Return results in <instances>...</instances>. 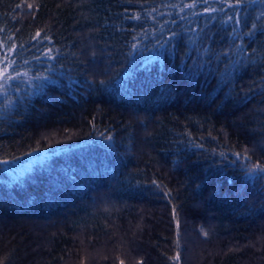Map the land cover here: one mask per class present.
<instances>
[{
	"label": "trees",
	"instance_id": "16d2710c",
	"mask_svg": "<svg viewBox=\"0 0 264 264\" xmlns=\"http://www.w3.org/2000/svg\"><path fill=\"white\" fill-rule=\"evenodd\" d=\"M234 2L0 0L29 73L0 93V264H184L189 230L197 264H264V4Z\"/></svg>",
	"mask_w": 264,
	"mask_h": 264
},
{
	"label": "snow or ice",
	"instance_id": "6c2138e0",
	"mask_svg": "<svg viewBox=\"0 0 264 264\" xmlns=\"http://www.w3.org/2000/svg\"><path fill=\"white\" fill-rule=\"evenodd\" d=\"M205 2H207V0H205ZM243 2L244 0H235L234 4H231L230 6H237ZM252 2H255V0H252ZM260 3L264 4V0H260ZM193 6L194 5H186V7H193ZM214 10L215 9H213V11ZM261 15H264V13H261ZM229 19H231V17H229ZM236 23L239 24V19H237ZM253 27H255V25H253ZM40 36L41 33L37 32L36 35L33 37V39H36ZM44 39H48V37L45 36ZM51 51L52 50L49 49L47 52L44 53V55L47 56V58L49 59L54 58L51 56ZM13 52L14 49L9 47L4 52L0 53V93H6L9 87H11L13 81L20 80L22 76L27 77L29 75L28 72L21 73L20 71L17 70L16 60L13 59L12 57ZM24 63H28V61H24ZM47 78L48 77L44 75H38L32 77L33 80H42ZM16 90L19 91V88H17ZM221 155H223V153H221ZM240 155H241L240 153H236L237 158H240ZM245 158L251 159V157L247 156V154H245ZM247 175L249 177L264 178V164L256 163L255 165L250 166L248 168ZM205 235H207V233H205ZM173 259H175L178 264L179 255L177 254V256L174 257Z\"/></svg>",
	"mask_w": 264,
	"mask_h": 264
},
{
	"label": "rangeland",
	"instance_id": "374dc122",
	"mask_svg": "<svg viewBox=\"0 0 264 264\" xmlns=\"http://www.w3.org/2000/svg\"><path fill=\"white\" fill-rule=\"evenodd\" d=\"M196 231V230H195ZM186 233H182L185 243L188 246H193L196 248V250H193L194 252H192L191 254H185V262L184 264H197V262L204 260L205 258H209L212 259V256L210 254H204L202 253V251L204 250L205 245L202 244L201 242H197L198 239H200L201 237H204V233H200L199 237H194L192 236V233L190 230L189 231H185ZM107 253H109L110 250H106ZM89 258L93 263H97L98 261H101L102 259L105 258L104 254H101V252L96 249L93 252H89ZM211 263V262H210ZM209 263V264H210ZM199 264V263H198Z\"/></svg>",
	"mask_w": 264,
	"mask_h": 264
}]
</instances>
